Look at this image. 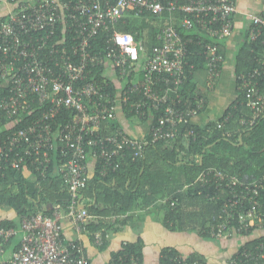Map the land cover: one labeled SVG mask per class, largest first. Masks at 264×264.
Here are the masks:
<instances>
[{
    "label": "built area",
    "instance_id": "obj_1",
    "mask_svg": "<svg viewBox=\"0 0 264 264\" xmlns=\"http://www.w3.org/2000/svg\"><path fill=\"white\" fill-rule=\"evenodd\" d=\"M1 5L6 12L0 16V177L10 169L35 181L54 170L70 201L66 207L48 204L31 216L10 210L7 213L11 216L13 211L15 217L0 218V264H92L84 238L101 249L112 237L104 231L90 233L92 217L83 192L97 169L103 176L115 172L127 153L133 161L142 158L147 146L176 140L179 124L198 117L206 105L205 95L222 76L226 57L219 42L233 34L238 2L0 0ZM146 13L169 22L150 49L118 30L129 17ZM250 17V39L256 40L264 33V17ZM101 34L106 36V47L94 52L93 42ZM194 43L203 50L207 77L205 87L199 84L204 93H193L188 104L182 91L188 79L189 45ZM262 65L238 77V90L245 92L244 104L251 111L241 117L243 127H254L264 118V61ZM99 68L115 85L114 91L108 82L96 80ZM122 107L139 117L149 115L145 136L103 130L125 115ZM151 111L160 112L155 123ZM67 112L73 119L61 121ZM230 117L218 122V128H224ZM194 185L205 191L208 201L223 205L205 233L213 240L232 236L242 240L228 264H264V177L209 167L189 186ZM63 222L70 225L75 239L64 235ZM171 251L162 256L163 264H205L182 253L170 255ZM109 264L141 263L129 253L111 257Z\"/></svg>",
    "mask_w": 264,
    "mask_h": 264
},
{
    "label": "trees",
    "instance_id": "obj_2",
    "mask_svg": "<svg viewBox=\"0 0 264 264\" xmlns=\"http://www.w3.org/2000/svg\"><path fill=\"white\" fill-rule=\"evenodd\" d=\"M260 15L264 17V12ZM168 23L165 20L154 19L153 16L146 13L141 17H129L127 24H119L118 30L132 34L136 41H143L150 49L158 44L156 36L160 28ZM249 32L236 52L237 97L222 117L204 125L196 123V120L206 112L209 104L205 93L206 105L204 109L201 110L198 117L191 118L189 123L181 122L179 124L176 140H162L150 144L146 147L144 156L134 161L131 154L127 153L126 158L118 160V169L106 176L101 175L99 169L96 170L89 186L83 192L84 205L92 217L88 227L90 233L104 231V234L115 237L131 222L133 217H129L127 214L138 203L139 207L155 206V208L163 209L165 211V227L169 231H194L204 239L213 240L205 231L213 222L214 216H218L220 208L223 206L222 202L208 201L204 190L201 193V188L198 185H189L195 182L200 172L209 167L249 178L264 177V118L260 119L254 127L240 125L241 117H248L251 111L244 104L246 101L245 92L238 90L241 84L238 77L263 67L264 61V33L256 40H251ZM181 33L186 35L185 31H181ZM106 40L105 34L99 35L93 42V51H103L106 47ZM222 44L223 41L219 42L221 47ZM202 52L201 47L195 43L189 45V53L186 58L188 79L182 91L185 98L184 103L189 104V97L193 93L198 92L201 95L200 74H206V61L203 54L201 55ZM221 52L224 54L223 50ZM103 71V68L95 71L96 80L100 83L108 82L109 89L114 91L115 85L103 76ZM203 86H206V82L203 83ZM261 86L264 90V81L261 82ZM192 104L194 103L191 102L190 105ZM121 110L124 112V120L127 122L137 120L150 127L149 115L139 117L135 113L136 111L130 112L129 107H122ZM159 113L151 111L152 122L157 121ZM229 115L231 117L225 127L218 128V122L223 121ZM71 119H73V115L67 112L61 121ZM121 119L103 126V130L123 129L127 131L123 127ZM147 140L151 141L150 135L147 136ZM160 162L164 163L166 167L165 173L163 176H154L153 169ZM166 199L168 202L164 203ZM69 201L70 194L54 170L49 173L47 178L38 176L35 181L10 169L7 170L4 177H0V209L4 211L14 210L19 216H31L44 211L48 204H60L66 207ZM3 224L15 225L11 221H4ZM108 244L101 249H105ZM142 249L143 245L140 240L135 243L130 242L123 250L113 254V257L117 258L119 255L130 253L139 258L141 264H144ZM168 252L169 249H165L163 255ZM174 254H180V252L172 249L170 255ZM190 257L203 260L207 264L202 256L193 255ZM161 264H163V260Z\"/></svg>",
    "mask_w": 264,
    "mask_h": 264
},
{
    "label": "crops",
    "instance_id": "obj_3",
    "mask_svg": "<svg viewBox=\"0 0 264 264\" xmlns=\"http://www.w3.org/2000/svg\"><path fill=\"white\" fill-rule=\"evenodd\" d=\"M237 2L238 14L235 16L233 34L223 41L221 47L226 57L223 73L216 88L207 93L209 104L206 112L196 120V123L201 125L222 117L230 104L236 99L238 93L235 71L236 52L250 31L252 24L250 15H260L264 12V4L260 0H237ZM205 78L206 74L201 73L202 86L206 81ZM119 117L122 118L120 121L123 123V127L130 134L143 137L148 133V124H141L137 120L127 122L124 120L125 116L122 113ZM165 170L164 163L160 162L153 169V175L163 176ZM11 216L15 217L13 211ZM11 216L7 212L5 216H2L0 212V218L2 219ZM127 216L133 217L131 222L127 224L122 232L111 238L105 249H98L91 241L84 238L92 264H109L113 254H117L122 250V245L126 241L135 243L140 240L142 242L144 264H161L165 249H176L187 256H202L207 264H228V260L232 258L242 244L241 238L237 236L225 240H207L194 231H169L164 223L165 211L155 208V206L144 208L139 207L136 203ZM63 231L67 239H75L76 236L73 230L66 222H63Z\"/></svg>",
    "mask_w": 264,
    "mask_h": 264
},
{
    "label": "rangeland",
    "instance_id": "obj_4",
    "mask_svg": "<svg viewBox=\"0 0 264 264\" xmlns=\"http://www.w3.org/2000/svg\"><path fill=\"white\" fill-rule=\"evenodd\" d=\"M6 12V9L4 8L3 5L0 6V15L4 14ZM6 212H9V211H6ZM11 215H12V212H11Z\"/></svg>",
    "mask_w": 264,
    "mask_h": 264
}]
</instances>
